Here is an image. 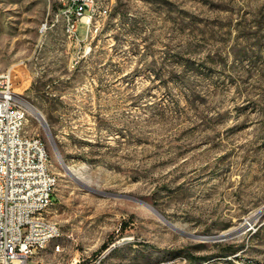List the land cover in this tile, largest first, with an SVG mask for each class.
<instances>
[{
    "label": "rangeland",
    "instance_id": "rangeland-1",
    "mask_svg": "<svg viewBox=\"0 0 264 264\" xmlns=\"http://www.w3.org/2000/svg\"><path fill=\"white\" fill-rule=\"evenodd\" d=\"M95 1L74 44L41 31L54 0H0V73L59 177L60 251L30 264H264V0Z\"/></svg>",
    "mask_w": 264,
    "mask_h": 264
},
{
    "label": "built area",
    "instance_id": "built-area-1",
    "mask_svg": "<svg viewBox=\"0 0 264 264\" xmlns=\"http://www.w3.org/2000/svg\"><path fill=\"white\" fill-rule=\"evenodd\" d=\"M50 20L41 31L62 25L67 38L81 44L89 38L94 26L90 18L97 15L98 2L93 0H54ZM80 22L88 25L85 40H79ZM16 67L0 73V264H30L48 247L60 251L63 231L49 217L55 202L58 175L45 140L25 130L28 108L15 89Z\"/></svg>",
    "mask_w": 264,
    "mask_h": 264
},
{
    "label": "water",
    "instance_id": "water-1",
    "mask_svg": "<svg viewBox=\"0 0 264 264\" xmlns=\"http://www.w3.org/2000/svg\"><path fill=\"white\" fill-rule=\"evenodd\" d=\"M46 124H47V122H46ZM45 129H46V131L48 132V134H50V130H49L48 124L45 126ZM54 146H55V145H54ZM55 150H56L58 156L60 157L61 155L59 154L58 149L56 148V146H55ZM60 159H61V162H62L63 166L66 168L67 172H69V173L71 174V171H70L69 168L66 166V164H65L64 161H63V159H62L61 157H60ZM118 196H119V197H122V196H120V195H118ZM262 211H263V209H262ZM174 228H176V227H174ZM176 230L181 231V230L178 229V228H176ZM230 234H231V233H227V234L218 235V236H214V237H202V236H198L197 238L223 239V238H227V237H229Z\"/></svg>",
    "mask_w": 264,
    "mask_h": 264
},
{
    "label": "bare ground",
    "instance_id": "bare-ground-1",
    "mask_svg": "<svg viewBox=\"0 0 264 264\" xmlns=\"http://www.w3.org/2000/svg\"><path fill=\"white\" fill-rule=\"evenodd\" d=\"M93 1H95V0H93ZM93 19L94 18H90V26H91V24H92V21H93ZM53 27V26H52ZM37 113V116L39 117V119H40V121L42 122V124H44V127L47 125L46 124V120L44 119V117H43V115L41 114V113H38V112H36ZM46 124V125H45ZM232 234V233H231ZM230 234V235H231Z\"/></svg>",
    "mask_w": 264,
    "mask_h": 264
},
{
    "label": "trees",
    "instance_id": "trees-1",
    "mask_svg": "<svg viewBox=\"0 0 264 264\" xmlns=\"http://www.w3.org/2000/svg\"><path fill=\"white\" fill-rule=\"evenodd\" d=\"M105 248H106V246H105Z\"/></svg>",
    "mask_w": 264,
    "mask_h": 264
}]
</instances>
